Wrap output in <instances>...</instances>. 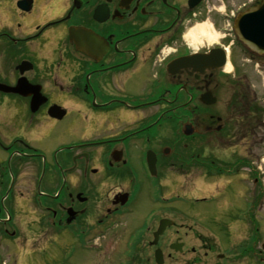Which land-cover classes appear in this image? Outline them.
Listing matches in <instances>:
<instances>
[{
    "label": "flooded vegetation",
    "instance_id": "af4514ba",
    "mask_svg": "<svg viewBox=\"0 0 264 264\" xmlns=\"http://www.w3.org/2000/svg\"><path fill=\"white\" fill-rule=\"evenodd\" d=\"M238 21L264 24V0H0V264H53L60 247L83 253L76 264H158L157 251L162 264L263 261L254 224L251 242L232 251L237 206L222 215L231 212L232 224L219 221L229 255L205 235L190 247L182 217L154 236L167 219L161 176L228 179L211 204L239 203L248 190L234 180L247 171L255 189L245 207H258V167L239 144L251 131L264 142V54L239 39ZM198 25L219 40L195 49L186 35ZM216 146L228 155L213 159ZM124 221L127 233L115 236Z\"/></svg>",
    "mask_w": 264,
    "mask_h": 264
},
{
    "label": "rangeland",
    "instance_id": "374dc122",
    "mask_svg": "<svg viewBox=\"0 0 264 264\" xmlns=\"http://www.w3.org/2000/svg\"><path fill=\"white\" fill-rule=\"evenodd\" d=\"M209 26V25H207ZM242 64V65H241ZM239 71L241 73H246L248 75H253V68L250 65H247L245 62H241ZM254 76V75H253ZM264 83V73H263V80ZM261 96L264 97V88L260 90ZM260 134H264L260 132ZM249 135V133H248ZM243 143L239 144L242 147L240 154L243 156L250 155V151L252 152V156L254 158V167H258V178L260 179L258 190L254 192L255 199H257L259 195V202L258 207L252 213L251 203L249 204L250 207L246 209L245 204L248 202L253 201L254 196L253 194V181L255 180L253 175L249 177V180H242L243 173H247V171H242L241 177L235 178L234 181L238 182V187H245L248 192L244 199H241V202H237L235 199H231V197L226 198L224 203L216 202V204H209L207 206L198 205L194 209H190L188 205L190 203L182 204L178 202H183V198H187V195L191 196L193 199H201V198H211L221 189L223 190L226 185L228 184V179H220L218 177L211 178L210 175L204 177L206 175L203 171H195L190 172L188 175H178L173 174L170 175L169 178H165L161 176L162 179V186L164 188L165 193L161 196V200H159V207L160 213L159 217L167 218L172 221H177L176 219H182L181 221L187 222L189 226H192V232H189L187 237L189 238L188 241L190 243V247L195 246L198 250L199 243L196 240L197 236L205 235L210 237L213 243H215V248L218 253H225L229 255L231 251H237L238 247L246 246L249 242H251L253 235V225L254 229H257V237H255V244L252 249L256 252L261 254L260 258L263 259L264 263V142L254 140V135L252 131L250 135L247 136L245 139H242ZM233 143H238V139L232 141ZM56 145V142L52 143H44L40 144V148L43 150L48 151L52 149L53 146ZM214 145V143H213ZM217 145V144H216ZM228 146V145H227ZM226 146V147H227ZM213 150L211 153V157L219 158L220 156L228 155L227 151H224L222 148L220 149L219 146L216 148H212ZM239 149V148H238ZM46 153V152H45ZM47 154V153H46ZM256 173V172H255ZM97 179L98 177H91L89 179ZM119 182H115L114 184L107 185L109 188H117V184ZM244 189V188H243ZM250 189V190H249ZM228 194H232V191H229ZM249 195V196H248ZM27 197V196H26ZM154 198V194H153ZM193 203V201L191 200ZM246 202V203H245ZM154 208L156 207L155 204L151 203ZM237 206L236 211L233 212V216L240 221H236L234 225L230 228L234 237L233 243L234 246L229 250L227 248L226 243L227 241L224 238V234L219 227V221L224 224H232L233 217H231V212L227 211L224 215V212L228 209L227 207L231 208L232 206ZM146 208L150 209L151 206L146 204ZM235 210V209H234ZM189 212V213H188ZM254 214V216H253ZM186 215V216H185ZM249 217L247 221L241 222L242 219ZM253 221V222H252ZM127 222L124 221L123 225H120L119 228L116 229L115 236L125 235L127 233L128 227H126ZM21 230L23 231V235H28V228L25 225L21 226ZM226 236V235H225ZM167 240L173 241L174 239V232L169 233ZM226 239H229L226 236ZM31 242L26 244H21V248L24 253H27L31 250ZM111 245V244H110ZM29 246V247H28ZM113 246V245H111ZM58 249V248H57ZM57 251L60 252L59 256L57 257L56 261L53 264H76L77 260L83 257V253L81 251L74 252V249L68 248H59ZM85 259V258H84ZM97 258L96 261H98ZM257 260V259H256ZM183 258H180L181 262ZM22 262V261H21ZM241 262H239L240 264ZM245 263V262H243ZM247 264H261L260 262H248Z\"/></svg>",
    "mask_w": 264,
    "mask_h": 264
},
{
    "label": "water",
    "instance_id": "95a60500",
    "mask_svg": "<svg viewBox=\"0 0 264 264\" xmlns=\"http://www.w3.org/2000/svg\"><path fill=\"white\" fill-rule=\"evenodd\" d=\"M257 13L255 11H251L247 14H244L243 16H241L240 18V24L241 23H245L248 19L252 20V18L256 17ZM239 22V21H238ZM237 26H239V30H238V37L239 39L245 43V45L247 47H249L251 50L255 51V52H259V54H264V51H257L255 49V44L259 41L262 43H264V36L263 35H256V34H252L250 33V31L252 29H256V28H264V24H250L248 26H241L239 25V23L237 24ZM244 28V29H242ZM71 41L75 44H77V38H78V31L76 30H72L71 33ZM45 102V100H40V103L38 104H43ZM36 104V106L38 105ZM37 107H35L36 109ZM34 109V110H35ZM172 222L169 220H163L160 224L159 227V231L155 234V242L157 241V239L163 235V233L165 232V230L167 229V227L171 226ZM156 259L159 262V264H162V254L160 251H157L156 254Z\"/></svg>",
    "mask_w": 264,
    "mask_h": 264
},
{
    "label": "bare ground",
    "instance_id": "6f19581e",
    "mask_svg": "<svg viewBox=\"0 0 264 264\" xmlns=\"http://www.w3.org/2000/svg\"><path fill=\"white\" fill-rule=\"evenodd\" d=\"M220 36L215 33H210V29L206 25H198L192 28L186 35V39L192 44L195 49L202 44L203 41H207L209 44L217 42ZM231 67H228L230 70Z\"/></svg>",
    "mask_w": 264,
    "mask_h": 264
}]
</instances>
